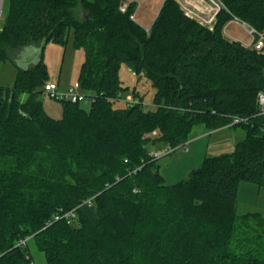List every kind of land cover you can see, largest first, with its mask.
Returning <instances> with one entry per match:
<instances>
[{
	"label": "trees",
	"instance_id": "1",
	"mask_svg": "<svg viewBox=\"0 0 264 264\" xmlns=\"http://www.w3.org/2000/svg\"><path fill=\"white\" fill-rule=\"evenodd\" d=\"M220 2L213 29L164 0L146 30L133 0L126 10L122 0H9L0 66L25 49L38 61L17 67L13 86L0 83V264L34 262L32 242L44 264H264V222L240 216L237 200L242 181L264 186V49L225 34L236 19L264 32V0ZM72 31L86 52L76 87L92 105L61 101L55 119L41 99L52 82L44 50ZM124 64L152 83L153 110L137 87L135 102L118 106L130 91ZM235 117L248 122L229 126ZM198 126L245 137L168 185L149 145L180 149ZM242 219L260 220L256 236L240 237Z\"/></svg>",
	"mask_w": 264,
	"mask_h": 264
},
{
	"label": "rangeland",
	"instance_id": "2",
	"mask_svg": "<svg viewBox=\"0 0 264 264\" xmlns=\"http://www.w3.org/2000/svg\"><path fill=\"white\" fill-rule=\"evenodd\" d=\"M135 1L138 4L136 15H138L140 12L138 20L140 23H142L141 25L144 26L146 30H149L157 15L159 14L164 0ZM191 1H194V3L192 2L193 4H190L189 9L193 11V13H197L195 12L196 10L200 11L202 9L200 8L202 1ZM210 4L212 5L211 2ZM8 8L9 0H0V25L3 24L6 19ZM141 17H143L144 20ZM225 34L231 40H237L242 43H249L252 39L248 35L247 30L239 25L236 21H233V23L226 27ZM28 50L29 49H25L23 54L21 51L10 52L13 59L1 64L0 83L2 85L6 87L13 86L17 73V67H24L30 63H33L34 61H38V53H30ZM27 55L30 57H27ZM85 58V50L77 48L74 45L73 31L71 32L69 42L66 46L60 45L53 41L47 43L44 50V61L49 69L50 80L59 84V91L65 92L69 88L76 86V82L79 80L81 68ZM120 78L123 87L130 88V91L122 92L121 95L123 99L133 95L132 90L137 87L141 96L144 98L145 109L147 111L154 109L153 98L155 89L153 88L150 81H148L146 78L137 77L128 64L122 65L120 70ZM82 93L87 95L83 90ZM41 99L46 112L51 117H54L55 119H61L63 117V102L53 100L50 97L44 95L41 96ZM91 105L92 99L90 98H87L85 101L81 102V106L86 110H90ZM122 105H125L124 101L118 102V106ZM203 129V126L194 128L191 138L198 137L195 140H191L190 150H187V148L184 146L177 152L164 156V154H166L168 151L167 145L159 142H153L149 145V148L152 152L163 156L158 158V164L160 165L161 174L164 176L168 185H173L183 179H186L191 171L202 166L206 157L233 153L237 143L245 137L244 131L240 128L236 129L235 131L232 130L217 133L215 135L213 134V136L211 135L209 137L202 135ZM157 135V132H155L151 135V138H156ZM237 200L238 213L240 216L258 213L261 215L262 221L264 222V186L260 187L254 183L242 181L239 185ZM239 223L241 225L239 230L241 233L243 232V235L240 234L241 238L245 237V235H247V237L251 235L252 238L256 236L254 229L261 228L260 220L258 219H251L247 221L242 219ZM246 225H249V227L246 228ZM244 243L245 244L241 247V251H248L251 249L249 245H246L248 242ZM30 246L31 254L35 264H44V254L37 249L34 242L30 243ZM256 251L257 250H255V252Z\"/></svg>",
	"mask_w": 264,
	"mask_h": 264
},
{
	"label": "built area",
	"instance_id": "3",
	"mask_svg": "<svg viewBox=\"0 0 264 264\" xmlns=\"http://www.w3.org/2000/svg\"><path fill=\"white\" fill-rule=\"evenodd\" d=\"M212 3V8L214 10L215 15L212 17L211 20H205V19H200L199 15H196L195 13L188 11L189 15H193L194 17H198L204 24L206 25H212L216 22V15L217 13L221 10L222 8V3L220 2V0H209ZM239 25H241L243 28H245L247 30L248 35L252 38L251 41L249 43H244V45L249 46V47H254L257 50H263L264 49V32L263 33H259L256 29H254L253 27H250L249 25H247L245 22H242L238 19L235 20ZM44 96L50 97L51 99L54 100H58V101H72L74 103L77 102H83L85 101L88 97L86 95H84L82 92H80L78 90V88L76 86H73L71 88H69L67 91L65 92H61L59 91V86L58 84L54 83V82H49L45 85V90H44ZM119 100L122 101H126V102H135L133 95L128 96L126 99H123L122 96H119L118 98ZM258 115L261 117H264V92H261L259 94L258 97ZM248 122V119H243V118H239V117H235L232 122L229 124V126H233L235 124H240V123H245ZM188 144L185 145L186 148ZM179 148L173 149L171 148L165 155H169L174 153L176 150H178ZM188 150V149H187ZM151 155L158 159L160 156L158 153H154L152 152ZM89 204L92 203L91 200H89L88 202ZM76 216V212L71 211L66 213L64 216H57L56 219H62L64 217L66 218H73ZM25 243V242H23ZM31 264H35V262H32Z\"/></svg>",
	"mask_w": 264,
	"mask_h": 264
},
{
	"label": "crops",
	"instance_id": "4",
	"mask_svg": "<svg viewBox=\"0 0 264 264\" xmlns=\"http://www.w3.org/2000/svg\"><path fill=\"white\" fill-rule=\"evenodd\" d=\"M133 1H135V0H133ZM181 2H182V4H183V6L185 7V9L187 10V11H191L189 8V6H190V4L192 5L193 3H194V1H191V0H180ZM200 1H202V4H200V8H202L200 11H195V12H197V13H199V14H197V13H195V14H197V15H199V17H200V19H205V20H211L212 19V17L215 15V13H214V10H213V8H212V5L210 4V2L208 1V0H200ZM193 2V3H192ZM191 12H193V11H191ZM139 14H140V12L138 13V15H137V19H139L138 17H139ZM203 14H205V15H203ZM202 15V16H201ZM158 16V15H157ZM142 19H143V17H141ZM144 20V19H143ZM139 21V20H138ZM140 23V22H139ZM140 24H142V23H140ZM129 65V67L131 68V70L133 71L134 70V68L130 65V64H128ZM52 82H55V81H52ZM56 83V82H55ZM232 130H236V129H234V128H232V127H225V128H223V129H220V130H217V131H214V132H212V134H208V133H203L202 135L204 136H213V134L215 135V134H217V133H222V132H226V131H232ZM208 136V137H209ZM198 137V136H197ZM197 137L196 138H193L194 140L195 139H197ZM208 137H206V138H208ZM188 150H190V143H189V145H188V148H187Z\"/></svg>",
	"mask_w": 264,
	"mask_h": 264
},
{
	"label": "water",
	"instance_id": "5",
	"mask_svg": "<svg viewBox=\"0 0 264 264\" xmlns=\"http://www.w3.org/2000/svg\"><path fill=\"white\" fill-rule=\"evenodd\" d=\"M129 4V0H122V9L126 10ZM191 17H194L193 15H190ZM208 28L213 29L215 27V23L212 25H207Z\"/></svg>",
	"mask_w": 264,
	"mask_h": 264
},
{
	"label": "bare ground",
	"instance_id": "6",
	"mask_svg": "<svg viewBox=\"0 0 264 264\" xmlns=\"http://www.w3.org/2000/svg\"><path fill=\"white\" fill-rule=\"evenodd\" d=\"M260 33V32H259ZM261 33H263V32H261Z\"/></svg>",
	"mask_w": 264,
	"mask_h": 264
}]
</instances>
